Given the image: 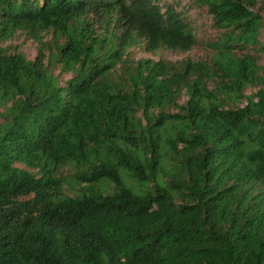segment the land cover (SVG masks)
Returning a JSON list of instances; mask_svg holds the SVG:
<instances>
[{
    "label": "trees",
    "instance_id": "16d2710c",
    "mask_svg": "<svg viewBox=\"0 0 264 264\" xmlns=\"http://www.w3.org/2000/svg\"><path fill=\"white\" fill-rule=\"evenodd\" d=\"M194 1L223 30L208 62L116 75L138 41L189 50L187 18L153 0H0V41L38 44L32 60L0 46V264H264V64L238 54H264V17L256 0Z\"/></svg>",
    "mask_w": 264,
    "mask_h": 264
},
{
    "label": "rangeland",
    "instance_id": "374dc122",
    "mask_svg": "<svg viewBox=\"0 0 264 264\" xmlns=\"http://www.w3.org/2000/svg\"><path fill=\"white\" fill-rule=\"evenodd\" d=\"M161 10H165L167 6L175 8L182 16H185L194 32L196 42L187 51L172 50L169 48H159L154 52H148L144 50V43L138 41L128 46L122 55V61L117 63L115 73L116 75H123V65L134 64L139 59H152L159 60L164 59L172 62H179L181 60L190 58L192 60L209 61L213 54L212 44L215 43L222 35L223 30L214 26L212 16L207 12L205 7L198 6L194 0H153ZM254 11L259 12L264 17V0H256V4L253 7ZM95 29L97 32L102 33L105 31V22L101 19L94 18ZM52 39V33L46 32L44 34V40L50 41ZM259 40L264 42V32L259 35ZM0 46L5 47L9 52L15 50L25 54L26 58L34 59L37 53L38 44L36 41L30 39L24 32L16 31L13 36L0 41ZM238 50V48H236ZM256 54V58L260 64H264V54L261 52H255L250 47L247 49L238 50V54L243 53ZM49 50L45 49L46 56ZM53 73L57 75L59 83L63 85L72 74L70 72H60L58 67L53 68ZM251 90L247 89L246 93ZM186 96H182L179 99V103L183 102ZM243 102L242 104H244ZM1 110V109H0ZM2 118H0V122ZM23 167L20 164H17ZM74 169L69 166H64L59 170V176L63 179V189L67 192L70 185V180L73 178ZM127 184L132 186L131 180L127 179ZM132 183V184H131ZM73 184V183H72ZM138 186V185H137ZM30 196H23L20 199H27Z\"/></svg>",
    "mask_w": 264,
    "mask_h": 264
}]
</instances>
